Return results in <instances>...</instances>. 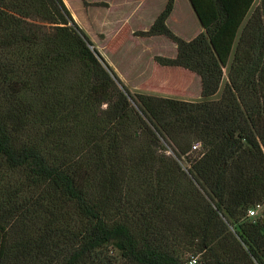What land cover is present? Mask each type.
<instances>
[{"label": "trees", "instance_id": "16d2710c", "mask_svg": "<svg viewBox=\"0 0 264 264\" xmlns=\"http://www.w3.org/2000/svg\"><path fill=\"white\" fill-rule=\"evenodd\" d=\"M188 2L196 37L174 0L137 36L175 46L154 61L197 102L130 94L67 1L0 0V166L26 173L0 176V264H264V0Z\"/></svg>", "mask_w": 264, "mask_h": 264}, {"label": "rangeland", "instance_id": "374dc122", "mask_svg": "<svg viewBox=\"0 0 264 264\" xmlns=\"http://www.w3.org/2000/svg\"><path fill=\"white\" fill-rule=\"evenodd\" d=\"M68 2L70 12L74 22L84 32L93 48L100 54V45L104 43V50L108 51L112 56L115 51L122 54L123 61L117 62L118 69L124 70L126 87L132 88L137 85L138 91L127 89L130 94H157L155 96L162 98L175 99L179 101L197 102L201 101L200 98V80L199 78L188 71L173 70L166 67L159 66L154 57L160 56L171 58L175 53V46L166 38L156 36L150 40L137 36V32L145 30L153 19L158 16L165 6L167 0H138L137 7L135 8L139 15L131 16L128 21L123 19L124 24L119 28L116 38L109 41H103L105 36L104 23L106 17H115L116 12H121L115 8L120 5V0H114L115 5L109 7L105 0H62ZM113 1V0H107ZM131 0L123 3L122 7L129 8L132 4ZM260 0H254L252 7L247 15L252 13L255 7L259 4ZM101 3L100 6L95 5ZM174 9L168 20L169 29L179 38L189 41L196 37L202 28L196 19V16L188 2V0H176L173 4ZM75 13V19L72 13ZM125 12V11H124ZM132 18V19H131ZM131 19V20H130ZM246 21V19H245ZM132 31L130 32V30ZM148 29V28H147ZM101 56V55H100ZM232 57V56H231ZM104 60V59H103ZM117 71V70H116ZM114 73V72H113ZM117 73H119L117 71ZM146 73V77H142ZM224 77L219 87L218 92L210 98L216 100L220 97L222 88L226 81V71L224 70ZM145 76V75H144ZM142 77V78H141ZM119 79V78H118ZM143 81H141V80ZM139 81V82H136ZM140 90V91H139ZM152 96V95H151ZM199 144L198 142L193 145ZM201 148L193 150L195 154H190L186 160L181 161V165L186 168L189 167V161L197 157V153ZM166 154H171L167 151ZM202 155V154H201ZM1 163V161H0ZM4 171V173H3ZM8 174L15 179H23L26 173L20 169L14 171L7 170V168L0 166V176ZM23 192L28 189L24 185ZM176 255L185 264L191 258L200 260V256L189 251L187 247L178 246L175 248Z\"/></svg>", "mask_w": 264, "mask_h": 264}, {"label": "crops", "instance_id": "0c3cea01", "mask_svg": "<svg viewBox=\"0 0 264 264\" xmlns=\"http://www.w3.org/2000/svg\"><path fill=\"white\" fill-rule=\"evenodd\" d=\"M130 0H120V5H118V6H115V8H119V9H117V10H121V12H116L117 14H116V16L115 17H113V18H111V17H106V23H104V32H105V36H104V38H103V41H109V40H111L112 38H116V35H117V32H118V30H119V28L124 24V22H123V19L124 20H126V21H128V19L131 17V16H133V15H139L137 12V10L135 9L136 7H137V2H138V0H131V6L129 7V8H126V6L125 7H122L124 4V2L125 3H127V2H129ZM115 2L116 1H107V0H105V3L109 6V7H112V6H114L115 5ZM176 3V0H174V4ZM173 9H174V6H173ZM125 11V12H124ZM172 12H173V10H172ZM172 12H171V14H172ZM171 14L169 15V17L167 18V20H166V25H167V27L169 28V26H168V20L170 19V16H171ZM159 15V14H158ZM157 17V16H156ZM132 19V18H131ZM130 19V20H131ZM155 19H153V21H154ZM153 21H151V23L148 25V29H149V27L152 25V23H153ZM145 29V30H143V31H147L148 29ZM132 31V29L130 30V32ZM142 31V30H141ZM119 33V32H118ZM152 38H155V37H150V38H145L146 40L148 39V40H150V39H152ZM100 55H101V57L104 59V61L106 62V64L111 68V70L114 72V74L119 78V80L122 82V84L126 87V85H127V82L125 81V77H124V70L125 69H118V63L119 62H122L123 60V56H122V54H118V51L116 50L115 51V53L112 55V56H110L109 55V53H108V51H106V50H104V43H101V45H100ZM175 55H176V48H175V53H174V55L171 57V58H174L175 57ZM119 61V62H118ZM118 62V63H117ZM169 69H173V70H181V71H185L184 69H181V68H169ZM119 72V73H117V71ZM145 75V76H144ZM142 77L144 78V77H146V73L144 74ZM141 77V78H142ZM141 80V79H140ZM141 81H143V80H141ZM136 82H139V81H136ZM128 90L129 89H132V90H134V91H138V89H136L137 88V85L136 86H134V87H132V88H129V87H126ZM140 91V90H139ZM146 95H152V96H155V95H157V94H146Z\"/></svg>", "mask_w": 264, "mask_h": 264}, {"label": "built area", "instance_id": "2783aa9c", "mask_svg": "<svg viewBox=\"0 0 264 264\" xmlns=\"http://www.w3.org/2000/svg\"><path fill=\"white\" fill-rule=\"evenodd\" d=\"M200 148V144H195L192 146V150H196ZM263 209V206L261 205H256L254 208H251L248 212H247V216L248 217H255L257 216L261 210ZM186 264H197V258L191 257Z\"/></svg>", "mask_w": 264, "mask_h": 264}, {"label": "water", "instance_id": "95a60500", "mask_svg": "<svg viewBox=\"0 0 264 264\" xmlns=\"http://www.w3.org/2000/svg\"><path fill=\"white\" fill-rule=\"evenodd\" d=\"M92 48V47H91ZM129 100H130V98H129Z\"/></svg>", "mask_w": 264, "mask_h": 264}]
</instances>
